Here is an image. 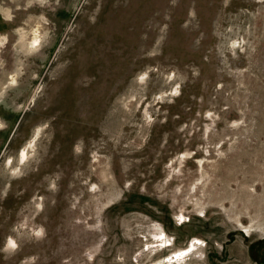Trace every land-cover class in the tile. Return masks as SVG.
Wrapping results in <instances>:
<instances>
[{
	"label": "rangeland",
	"instance_id": "rangeland-1",
	"mask_svg": "<svg viewBox=\"0 0 264 264\" xmlns=\"http://www.w3.org/2000/svg\"><path fill=\"white\" fill-rule=\"evenodd\" d=\"M0 264H264V0H0Z\"/></svg>",
	"mask_w": 264,
	"mask_h": 264
},
{
	"label": "bare ground",
	"instance_id": "bare-ground-1",
	"mask_svg": "<svg viewBox=\"0 0 264 264\" xmlns=\"http://www.w3.org/2000/svg\"><path fill=\"white\" fill-rule=\"evenodd\" d=\"M37 32V30L35 31V33ZM36 37V36H35ZM37 42V38H35L34 39V44ZM25 151H26V149H23V154H22V156H24L25 155ZM25 158V157H24ZM200 242L199 241H197V242H194L193 244H190L189 246H187L186 248H184V249H181V250H179L178 252H179V254H184L185 256L186 255H188V254H190V253H192L194 250H195V248H196V245L197 244H199ZM178 252H176L172 257H170V259L171 260H175V258H176V255H177V253ZM181 256V255H180ZM179 257V256H178ZM169 259V260H170Z\"/></svg>",
	"mask_w": 264,
	"mask_h": 264
}]
</instances>
